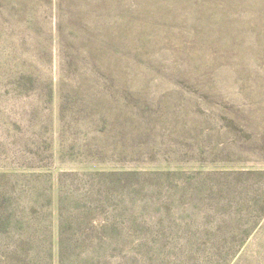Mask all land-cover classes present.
Wrapping results in <instances>:
<instances>
[{"label":"rangeland","instance_id":"obj_1","mask_svg":"<svg viewBox=\"0 0 264 264\" xmlns=\"http://www.w3.org/2000/svg\"><path fill=\"white\" fill-rule=\"evenodd\" d=\"M263 207L264 0H0V264H264Z\"/></svg>","mask_w":264,"mask_h":264},{"label":"trees","instance_id":"obj_2","mask_svg":"<svg viewBox=\"0 0 264 264\" xmlns=\"http://www.w3.org/2000/svg\"><path fill=\"white\" fill-rule=\"evenodd\" d=\"M262 216H264V207L262 208ZM249 234H251V231H250V233Z\"/></svg>","mask_w":264,"mask_h":264}]
</instances>
